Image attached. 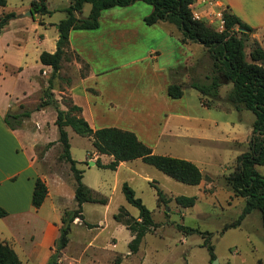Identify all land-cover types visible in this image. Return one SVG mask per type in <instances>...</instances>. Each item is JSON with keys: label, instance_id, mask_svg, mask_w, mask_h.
<instances>
[{"label": "crops", "instance_id": "0c3cea01", "mask_svg": "<svg viewBox=\"0 0 264 264\" xmlns=\"http://www.w3.org/2000/svg\"><path fill=\"white\" fill-rule=\"evenodd\" d=\"M220 2L254 29L252 37L264 50V0ZM45 3L49 9L48 0ZM198 3L192 4V11L202 10L197 7ZM7 4L8 0L0 16L8 11H14L16 16L0 33V206L7 211V215L0 218V240L14 249L20 264H46L60 234L62 219L58 213L61 208L55 203L49 186L51 177L39 169L35 146L56 140L57 136L49 141L42 126L47 124V128L55 132L56 113L48 120L38 116L44 115L50 106L34 111L22 127L16 129L7 126L4 115L7 111H16L19 104L26 106L28 94L18 89L16 82L27 68L32 70L28 81L34 82L37 93L47 87L52 68L42 64L39 55L42 51L53 53L56 50L57 22L49 19L51 14H42L41 19L29 14V18L23 7L5 11ZM152 9L150 4L136 0L126 6L102 10L95 29H71L70 49L87 64V71L62 86L53 85L52 91H61L79 105L81 115L92 128L115 126L133 131L153 152L170 156V145L184 143L181 139L187 133L184 122L193 118L186 97V90L193 87L187 84V78L198 76L200 57L206 60L203 55L206 50H201L199 43L181 42L180 31L167 21L146 24L144 18ZM77 16L84 17L82 13ZM74 63V70L78 72L82 62L75 60ZM174 81L185 85L180 98L167 94L168 85ZM198 98L204 108H209L202 103L200 92ZM58 102L60 108L66 109ZM40 131L47 135L46 140H37ZM92 152L103 163L112 158ZM136 160L139 159L122 161L114 171L131 164L127 174L153 190L152 174L137 169L133 165ZM200 170L204 176L205 171ZM38 177L46 183L48 194L41 206L34 208L31 198ZM52 180L55 186H60L57 179ZM168 192L176 196L174 191ZM43 209L48 213L43 214Z\"/></svg>", "mask_w": 264, "mask_h": 264}, {"label": "rangeland", "instance_id": "374dc122", "mask_svg": "<svg viewBox=\"0 0 264 264\" xmlns=\"http://www.w3.org/2000/svg\"><path fill=\"white\" fill-rule=\"evenodd\" d=\"M218 1L221 4L220 9H223L225 5ZM30 2L31 0H8L5 11L23 7V12L26 11L27 17L31 18ZM68 2L69 0H48L49 9L52 11L49 19L58 22L64 18L65 12L61 7ZM197 7L202 8L198 11L202 19L219 30L217 17L211 14V7L207 2H200ZM2 9L0 5V14ZM89 9L90 4H85L82 15L86 16ZM33 17L41 19L40 14H34ZM200 49L205 51L201 44ZM203 55L206 60L200 57L198 76H188L187 84L192 80L204 81V73L210 71L212 60L207 51ZM75 60L73 54L69 53L68 60L62 61L60 71L55 77L57 79H53L54 86H62L68 80H76L78 75L85 74L87 68L77 60L81 67L78 72L74 70ZM30 75L32 70L27 68L16 82L18 89H23L28 94L25 99L26 108H33L43 92H36V86L32 85L34 82L28 81ZM231 87V83L221 84L218 89L219 98L212 100L211 105L214 107L209 108L200 104L198 90H186L189 113L193 118L184 122V132H187L181 137L184 143L170 145V156L190 160L204 170V181L199 185L178 182L141 159L133 162V165L143 173L152 174L154 179L150 184L153 190L143 181L127 174L131 164H124L116 172L90 165V160L97 159L92 152L91 139L66 127L70 153L72 158L77 160L76 167L82 170V182L94 190L97 199L105 198L106 203H83L84 218H75L70 222L68 243L60 251L59 264H116V258H120L119 264H264V228L260 213L253 210L244 217L240 225L229 227L239 216L244 198L233 193L226 177L236 169L238 156L248 149L249 134L255 118L251 110H236L227 101L226 95ZM53 96L61 102L63 97H67L61 91L53 92ZM202 100L208 99L204 97ZM58 104L60 107L59 102ZM53 113H56V110L50 106L44 115L40 114L38 117L50 120ZM34 126L38 128L36 123ZM42 126L49 141L58 136L57 128L53 132L47 128V124ZM47 135L40 131L36 138L43 141L47 139ZM45 144L35 146L38 166L41 173L51 177L49 186L55 203L61 208L58 214L68 222L77 206L74 198V175L69 162L60 157V143L55 142L49 148H45ZM154 153L161 154L157 151ZM255 168L264 175V164L256 165ZM52 178L57 179L60 186H55V180ZM123 182H127L134 189L136 195L151 211L156 223V226L145 234L136 253H130L128 249L132 238L130 231L114 218L121 208H125L133 217L138 216L137 208L128 203L123 195ZM156 188L163 191L167 198L166 203L158 198ZM169 190L174 191L176 196H195L196 202L192 207H181ZM41 212L48 213L46 209ZM85 221L93 226L89 227ZM178 224L209 232V242L214 247V258L210 257L207 248L203 246L202 234H186L177 227ZM226 226L228 228H225Z\"/></svg>", "mask_w": 264, "mask_h": 264}, {"label": "trees", "instance_id": "16d2710c", "mask_svg": "<svg viewBox=\"0 0 264 264\" xmlns=\"http://www.w3.org/2000/svg\"><path fill=\"white\" fill-rule=\"evenodd\" d=\"M136 0H69V4L62 8L66 16L60 19L55 27L58 33L56 50L53 53L42 51L39 60L44 65L51 66V74L48 85L43 90L42 96L33 108H26L19 104L16 111H7L4 121L11 129L20 128L31 113L53 106L56 110L54 124L57 127V139L45 144L49 148L55 142L60 143L62 152L60 157L69 162L74 175V198L76 210L68 222L62 218L59 227L60 234L55 243V251L51 254L46 264H59L60 251L68 243L70 222L75 218L83 219L82 205L85 202H100L105 204L106 199H97L94 190L82 182V170L76 167L77 160L70 153V142L66 127H70L75 133L91 139L93 150L98 154L111 156V160L103 163L98 157L95 164L101 168L115 170L120 162L141 159L171 177L172 179L188 184L197 185L204 178L200 168L190 160L169 155L156 154L130 130L115 126L92 128L88 121L81 115L82 108L72 102L70 98L63 97L66 109L59 107L58 101L53 96V79L58 75L63 60H68L69 53L82 62L79 55L74 54L69 46V32L71 29H95L99 26L101 11L113 6H126ZM152 6V12L144 18L146 24L151 25L157 21H167L177 27L181 33L180 41H188L201 44L207 51L212 65L210 71L204 73V81L192 80L189 86L198 90L202 103L208 107L211 101L219 98L218 89L223 83H231L232 87L226 95V99L236 110L243 108L251 110L255 116L250 136L248 149L238 156V165L227 177L230 189L235 195L244 198L242 210L237 219L229 227H237L244 217L257 210L260 213L264 228V175L255 168L264 164V50L259 42L252 37L254 29L242 21L236 14L225 6L222 9L223 28L216 30L202 19H195L191 4L197 0H141ZM85 3L90 4V10L84 17L81 14ZM6 0H0V5H5ZM32 14H51L45 0H31ZM16 16L14 11L2 13L0 16V33L8 22ZM248 48V52H246ZM248 57V58H247ZM20 70V69H18ZM184 83L174 81L167 87V94L171 98H180L184 93ZM121 190L128 203L138 210V216H131L125 208L114 216L131 233L128 243L130 253H136L143 237L150 232L156 223L151 211L136 195L134 189L123 182ZM158 198L167 202L163 191L156 188ZM48 194L46 183L41 178H36L31 203L34 208H39ZM175 202L181 207H192L196 202L195 196L177 195ZM7 215V211L0 206V218ZM85 223L92 227L91 223ZM177 227L186 234L200 233L203 235V246L214 258V247L209 242V232L199 231L196 228L178 224ZM225 228H228L227 226ZM116 264L120 258H116ZM0 264H20L17 253L7 243L0 240Z\"/></svg>", "mask_w": 264, "mask_h": 264}, {"label": "built area", "instance_id": "2783aa9c", "mask_svg": "<svg viewBox=\"0 0 264 264\" xmlns=\"http://www.w3.org/2000/svg\"><path fill=\"white\" fill-rule=\"evenodd\" d=\"M197 1L199 3L207 2V4L211 7V14H214L217 17L218 27H219V30H221L223 28V19H222V9H220L221 4L218 3L219 1L218 0H197ZM190 6H192V4ZM192 12H193V17L195 19H202L201 15L199 14L200 11L199 12L192 11Z\"/></svg>", "mask_w": 264, "mask_h": 264}, {"label": "water", "instance_id": "95a60500", "mask_svg": "<svg viewBox=\"0 0 264 264\" xmlns=\"http://www.w3.org/2000/svg\"><path fill=\"white\" fill-rule=\"evenodd\" d=\"M29 14L31 15V14H32V12H31V11H29ZM89 164H90V165H95V161H89ZM214 261H215V259H214Z\"/></svg>", "mask_w": 264, "mask_h": 264}]
</instances>
